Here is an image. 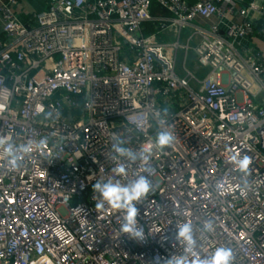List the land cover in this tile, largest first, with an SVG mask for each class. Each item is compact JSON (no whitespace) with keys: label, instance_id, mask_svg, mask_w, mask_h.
<instances>
[{"label":"built area","instance_id":"obj_1","mask_svg":"<svg viewBox=\"0 0 264 264\" xmlns=\"http://www.w3.org/2000/svg\"><path fill=\"white\" fill-rule=\"evenodd\" d=\"M152 1L47 0L26 24L19 0H0V264H153L171 255L195 264L225 246L234 264H264V58L239 49L264 1L156 0L167 13ZM188 49L201 74L180 72ZM164 108L176 140L161 152L152 145ZM115 137L149 151L150 171L112 160ZM8 144L31 145L19 168L2 155ZM121 163L122 175L113 171ZM140 175L153 184L138 205L143 243L120 232V212L96 209L92 190ZM183 223L198 239L193 251L174 239Z\"/></svg>","mask_w":264,"mask_h":264},{"label":"clouds","instance_id":"obj_2","mask_svg":"<svg viewBox=\"0 0 264 264\" xmlns=\"http://www.w3.org/2000/svg\"><path fill=\"white\" fill-rule=\"evenodd\" d=\"M168 109L164 108L155 113L158 129L153 147L163 152L165 149L173 146L176 136L170 125L165 124L168 117ZM31 149V145H14L8 144L3 149L2 155L8 159L13 168L21 166V155H27ZM112 160H121L136 162L142 161L145 165V171H150L151 153L147 150L134 151L127 147L125 141L119 137H115L111 146ZM239 171L245 176L249 173V165L251 158L244 156L237 161ZM113 171L117 174H124L125 168L123 164H119ZM94 193L95 207L102 210L105 205L111 209L120 212L123 216V222L120 226V232L127 236L128 239L137 243H143L146 240L144 228L140 225L138 217L140 208L138 205L146 200L153 191V184L150 176L140 175L136 179L122 184L119 180L107 181L98 180L92 187ZM246 189H242L241 194H245ZM212 229L211 221H206L201 229L204 232H210ZM167 239V238H165ZM174 239L182 243L187 251H193L198 246V239L194 234L192 226L183 223L176 228ZM234 253L230 247H217L211 257H204L195 262V264H234ZM153 264H188L187 256L171 255L166 258L154 257Z\"/></svg>","mask_w":264,"mask_h":264},{"label":"crops","instance_id":"obj_3","mask_svg":"<svg viewBox=\"0 0 264 264\" xmlns=\"http://www.w3.org/2000/svg\"><path fill=\"white\" fill-rule=\"evenodd\" d=\"M155 5V13L162 12L167 13V10L161 9L156 0H153ZM188 2H193L195 0H187ZM239 6L246 4L250 0H235ZM258 2H263L264 0H256ZM47 7V0H19V3L16 5V11L22 21L26 24H32L34 21L33 13L36 10L45 9ZM249 17L253 23V30L248 35L239 38V49L242 52L247 51V49H253L254 52H258L262 58H264V17H261L256 11H251ZM231 19L238 20L239 15L235 14L231 16ZM225 18H221L220 25L225 27L226 23ZM1 18H0V27H1ZM191 27H185L183 29V36L190 31ZM165 39H172V34H162ZM195 62V59H194ZM198 66V65H197Z\"/></svg>","mask_w":264,"mask_h":264},{"label":"rangeland","instance_id":"obj_4","mask_svg":"<svg viewBox=\"0 0 264 264\" xmlns=\"http://www.w3.org/2000/svg\"><path fill=\"white\" fill-rule=\"evenodd\" d=\"M194 59H195V56H194L192 49H188V52H187L185 57H184V54L179 53L178 57H177V66H178L180 72L181 73L184 72L183 66H185L186 68L190 69L191 71H193L197 74H201V72H203V71L198 69L197 63L194 62ZM60 211L62 213H65V210L63 208Z\"/></svg>","mask_w":264,"mask_h":264},{"label":"trees","instance_id":"obj_5","mask_svg":"<svg viewBox=\"0 0 264 264\" xmlns=\"http://www.w3.org/2000/svg\"><path fill=\"white\" fill-rule=\"evenodd\" d=\"M155 3H154V1H152V6H151V10L154 12L155 11Z\"/></svg>","mask_w":264,"mask_h":264}]
</instances>
